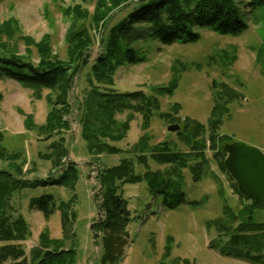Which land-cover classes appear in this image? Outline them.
Segmentation results:
<instances>
[{
  "label": "trees",
  "instance_id": "obj_1",
  "mask_svg": "<svg viewBox=\"0 0 264 264\" xmlns=\"http://www.w3.org/2000/svg\"><path fill=\"white\" fill-rule=\"evenodd\" d=\"M1 1V0H0ZM126 14L110 24V18L119 9ZM264 7V0H95L93 10L79 4L61 8L70 18L71 24L64 35L66 59H61L52 49L48 34L36 41L31 36L20 34L17 20L9 17L0 23V79H11L33 90L36 98L41 97V89H48L46 100L50 105L44 124L34 123L32 115L26 114L24 126L50 138L69 128L67 116L75 115L80 128V137L89 155L116 154L124 152L132 155L137 164H142V174L134 172L132 158L123 157L111 167L98 169L96 180L98 192L93 196L97 202V216L90 224L93 238L100 246V264H117L129 240L128 226L133 219L123 196L125 183L145 181L153 196H160L165 209H175L185 202L183 171L188 169L193 182L210 173L206 150L212 152L220 169L226 158L225 146L232 142L226 134H220L223 117L229 112V104L236 99L237 92L225 83L212 82L214 101L205 125L186 118L182 122L186 134L183 136L187 151L172 150L167 141L151 143L148 132L152 116L171 121H179L171 112H160L158 95H172L178 85L181 68L171 67V78L166 86L153 87L154 94L143 90L119 91L114 88L117 70L127 64H138L145 60L133 43L152 38L162 44L176 42L193 43L200 39L195 29L208 28L219 35L237 36L247 29L244 10L251 12ZM82 21V24L78 23ZM87 22V24H85ZM260 45L255 49V62L264 76V27ZM101 30V48L86 72V88L80 99L71 97L75 77L87 67L93 45L91 30ZM24 46V54L19 53L18 42ZM35 51L37 60L32 58ZM228 57V55L226 56ZM232 58V56L230 57ZM183 69V65H181ZM2 94L0 93V100ZM178 103L171 106L177 112ZM126 112L123 120L116 115ZM23 113V112H22ZM135 114L141 116V135L126 150L110 142L123 139ZM3 139L0 132V144ZM61 136L49 144V151L40 153L42 159L52 164V171L45 178L26 179L24 162H18L20 153H8L0 145V160L6 161V168H0V264H75L77 252L73 247H64L67 238L69 213L74 216L75 184L78 179L77 165L73 160L63 161L68 149ZM150 160L157 168L150 167ZM233 180V178L230 176ZM235 193L246 199L243 206L245 217L239 219L228 207H224L226 219L210 221L209 228L228 235L226 243L236 246L246 240L234 253L222 252L230 257L244 259L254 264H264L259 251L264 247V220H254L253 214L264 202L249 200L232 182ZM58 185L71 191L68 202H56L52 194L32 197L29 206L48 218L56 209L61 211L62 238H51L47 229L38 236L37 246L31 247L26 255L23 242L31 235L29 224L17 211L11 201L12 194L25 188ZM196 203V202H194ZM72 225V223H71ZM72 235L74 236L73 231ZM209 247H215L212 241ZM182 264H191L184 259Z\"/></svg>",
  "mask_w": 264,
  "mask_h": 264
},
{
  "label": "rangeland",
  "instance_id": "obj_2",
  "mask_svg": "<svg viewBox=\"0 0 264 264\" xmlns=\"http://www.w3.org/2000/svg\"><path fill=\"white\" fill-rule=\"evenodd\" d=\"M95 0H1L0 23L13 17L17 20L20 34L31 36L38 41L45 34L58 56L66 59L64 35L71 24L61 8L79 4L93 10ZM131 6L117 10L109 23H115L126 14ZM247 29L237 36L219 35L208 28H196L200 39L193 43L176 42L162 44L157 39L146 38L133 43L145 60L138 64L120 67L114 76V88L119 91L143 90L154 94L153 87L166 86L171 78V67L181 68L179 82L172 95H158L160 112H171L179 121L165 120L153 115L148 132L151 143L167 141L172 150L187 151L183 140L186 134L182 122L186 118L197 120L205 125L208 133L207 118L213 106L212 82L225 83L237 92V97L229 104V112L223 117L220 134H226L233 142L253 146L264 153V76L255 62V49L260 45L264 27V7L248 12L244 10ZM82 24V21H78ZM87 24V22H85ZM93 45L87 67L75 77L71 92L73 99H80L86 88V72L101 48V30H91ZM19 53L24 54V46L18 42ZM228 55V57H226ZM232 56V58H230ZM32 58L37 60L35 51ZM183 65V69L181 67ZM0 132L1 146L8 153H20L18 162H24V177L45 178L52 171L50 161L40 158V153L49 151V144L61 136L68 149L63 161L74 160L78 169L75 184V202L72 206L74 216L69 213L67 238L64 247H73L76 252L75 264H100V246L93 238L90 224L97 216L96 201L93 196L98 192L96 172L93 167H111L121 158H134L124 152L116 154L89 155L80 137V128L75 115L67 116L68 130L47 138L38 131L24 126V117L31 114L34 123L44 124L50 105L46 100L48 89H41V97L36 98L33 90L11 79H0ZM178 103L177 112L171 106ZM23 112V113H22ZM126 112L116 115L118 120L125 118ZM141 116L135 114L130 122L126 136L110 142L122 150L135 143L142 131ZM176 123L179 129L167 130L169 124ZM210 173L193 182L188 169L183 171V190L185 202L175 209H165L160 196H153L145 181L125 183L122 186L124 198L132 220L128 226L129 242L117 264H182L187 259L191 264H254L244 259L230 257L222 252L234 253L240 246L247 245V239L236 246L226 243L228 235L208 224L218 218L226 219L224 207L228 206L239 219L246 214V199L241 198L233 188L234 180L227 171L219 168L212 152L206 150ZM6 161L0 160V168H6ZM150 167L157 168L150 160ZM145 167L134 161V172L142 174ZM42 194H52L56 202H68L71 191L63 186H37L25 188L12 194L11 201L17 211L29 224L31 235L23 242L26 255L31 247L37 246L38 236L47 229L51 238H62L61 211L56 209L48 218L29 206L30 199ZM196 202V203H194ZM254 220H264V207L260 206L253 214ZM74 236L72 235V232ZM215 246L209 247V243ZM3 243L0 242V245ZM222 251V252H221ZM264 261V247L259 251ZM5 264V263H3Z\"/></svg>",
  "mask_w": 264,
  "mask_h": 264
},
{
  "label": "water",
  "instance_id": "obj_3",
  "mask_svg": "<svg viewBox=\"0 0 264 264\" xmlns=\"http://www.w3.org/2000/svg\"><path fill=\"white\" fill-rule=\"evenodd\" d=\"M179 128L169 124L167 130ZM227 156L224 166L237 184L238 190L255 202H264V153L259 149L240 142L225 146Z\"/></svg>",
  "mask_w": 264,
  "mask_h": 264
}]
</instances>
